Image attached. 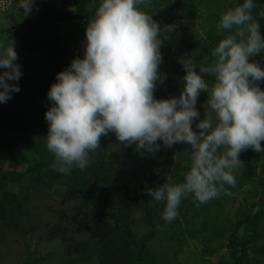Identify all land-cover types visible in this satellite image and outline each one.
Returning <instances> with one entry per match:
<instances>
[{
	"label": "rangeland",
	"instance_id": "1",
	"mask_svg": "<svg viewBox=\"0 0 264 264\" xmlns=\"http://www.w3.org/2000/svg\"><path fill=\"white\" fill-rule=\"evenodd\" d=\"M76 1L0 13V264H264V0Z\"/></svg>",
	"mask_w": 264,
	"mask_h": 264
},
{
	"label": "trees",
	"instance_id": "2",
	"mask_svg": "<svg viewBox=\"0 0 264 264\" xmlns=\"http://www.w3.org/2000/svg\"><path fill=\"white\" fill-rule=\"evenodd\" d=\"M15 1V0H14ZM71 3H76L77 1L76 0H67ZM121 0H109L108 2V5L112 6V5H115L117 4V2H119ZM44 17L45 19H47L49 22H55L59 19H62L63 16L58 13L57 11H52L51 13L49 12H44ZM261 36V41H263V33L260 34ZM58 55V58L60 60H64L66 58H69L67 56H65V52H60V53H57ZM58 75H53V77H57ZM38 84H39V81H38ZM39 86V85H38ZM36 94L35 92L33 93H27L23 86H21L20 84H16L14 86L12 85H8L6 87H0V107H4V108H15L16 106H19V104H23L25 102H28V107L31 108V110L34 111V113H36V111L38 110L37 108V105L36 104H39V99L35 97ZM57 103H58V98L56 99V107H57ZM17 110H12V112H9L7 114V117L9 119H11L12 117L14 118V114L16 113L17 114ZM20 117H18L16 119V122L13 123L14 124V127L10 129V131H26V132H31L33 131L34 126L31 125L30 123L31 122H34L32 121L31 119H28L25 117V115H23L21 112L18 114ZM1 119V117H0ZM55 124L57 125V123L55 122ZM55 125V127H56ZM9 131V132H10ZM4 133V132H3ZM7 133V132H6ZM24 158V157H22ZM26 159V158H24ZM27 161L30 163V159H27ZM34 166L39 169V168H42L41 166V163L39 161L35 162L34 163ZM243 222L242 219H238L236 220L235 222V227H234V230L232 231V237H231V245H239L240 248H241V252H245L246 250V242H242V241H236L233 237L235 235V231H236V228ZM152 225H150V228H149V231L147 234H144L140 237V241L138 242V245H139V252H138V255H137V259H139L140 257V254L142 252V249H143V242H145V238L147 237V235H151L152 234ZM138 264V263H137Z\"/></svg>",
	"mask_w": 264,
	"mask_h": 264
},
{
	"label": "crops",
	"instance_id": "3",
	"mask_svg": "<svg viewBox=\"0 0 264 264\" xmlns=\"http://www.w3.org/2000/svg\"><path fill=\"white\" fill-rule=\"evenodd\" d=\"M26 133H27L26 131H10V132H8L7 135L6 134L3 135V136H5V138H6V136H9L7 138H9L11 140V147L10 148L8 147V151H9V149L11 151H13L12 148H13L14 142H16L18 144L17 152L20 155V159H14L15 157L14 158L12 157V159L18 165V166L16 165L17 167H15V170H24L28 166L27 159H29L30 157L28 156L29 155L28 151H27L28 146H27V142L25 140V138L27 136ZM2 142H3V138H0V154L5 151V149H2ZM9 157H10V154L7 158H9ZM22 157H24L26 159H24ZM0 158H1V160L4 159V157H0ZM26 163H27V165H26ZM11 168L14 169V167H12V165H11Z\"/></svg>",
	"mask_w": 264,
	"mask_h": 264
},
{
	"label": "built area",
	"instance_id": "4",
	"mask_svg": "<svg viewBox=\"0 0 264 264\" xmlns=\"http://www.w3.org/2000/svg\"><path fill=\"white\" fill-rule=\"evenodd\" d=\"M50 1V0H49ZM14 4V0H0V13L10 9Z\"/></svg>",
	"mask_w": 264,
	"mask_h": 264
}]
</instances>
